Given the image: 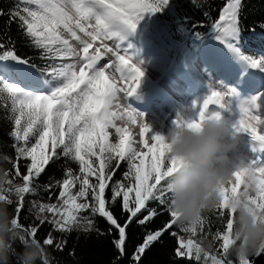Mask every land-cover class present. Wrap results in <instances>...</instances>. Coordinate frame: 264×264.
<instances>
[{
	"label": "snow or ice",
	"instance_id": "obj_1",
	"mask_svg": "<svg viewBox=\"0 0 264 264\" xmlns=\"http://www.w3.org/2000/svg\"><path fill=\"white\" fill-rule=\"evenodd\" d=\"M191 2L194 7L200 6L197 0ZM171 5L172 0H16L8 11L0 39L16 24L30 46L39 50V59L49 61L42 67L34 64L31 58L17 55L10 36L7 43L12 47L0 42V97L10 101L13 113L10 119L14 122L10 136L15 141L13 147L17 160H30L22 174L23 183L10 191V195L18 199L7 201L9 206L15 205L13 223L26 233L22 239L27 238L33 243L39 241L45 247L54 246L62 251L67 242L55 241L51 232L42 241L37 239L40 227L50 224L53 231L61 233L81 230L104 235L96 227L95 218L99 216L109 225L107 234L116 233L112 243L122 257L127 254L126 243L130 239L131 227L135 224L147 229V225L166 212L168 219L162 227L146 230L142 242L135 246L133 264H142L146 252L165 234L177 239V258L202 264H233L228 249L234 209L228 204L232 196L239 194V182L246 176L244 189L255 192L248 197L249 202L264 211V165L255 159L240 164L233 173V186L221 189L222 204L216 210L224 219L225 228L223 232L215 233L214 239L220 241L222 252L219 256L213 255L205 252L193 238L185 239L172 230L177 225V213L171 206L167 178L182 167V161L171 154V145L165 136L152 134L155 144L151 147L148 140L143 139L140 143L148 149L144 152L131 139L128 129L115 123L125 119L135 123L138 118L145 120L144 116L131 104L119 114L112 111L119 93L123 92L128 100L136 96L145 76L144 61L130 63L134 57L124 47V38L129 32L136 31L146 14L162 13ZM242 9L243 0H230L219 16L223 23L213 22L212 33L227 55L242 62L237 87L243 85L255 92L241 101L235 131L249 134L258 142V148L264 149V132L256 127L264 125V120L253 114L264 107V56L247 55L242 49L239 39ZM4 15L0 11V17ZM183 19L187 21L191 17L186 14ZM203 26L201 22H194L189 29L181 23V30L187 29L195 39L202 40L204 37L195 29ZM101 61L106 62L101 64ZM253 70L261 77L259 83ZM108 72H111V78L106 74ZM119 81L125 83L120 85ZM236 94L235 88L223 92L212 88L196 117L188 121L179 118L175 124L198 129L210 103L221 104L226 97ZM109 128L115 129L118 142H109ZM141 129V137L152 133L148 123H142ZM149 155L150 161L146 160ZM61 158L78 162V173L66 169L65 178L58 182L62 190L56 202H37L35 206L41 215L36 217V224L25 226L21 221L25 194H35L37 186L32 182L50 163ZM122 165H126V169L116 179ZM16 172L21 175L18 166ZM77 185L78 190L73 192ZM44 187L45 190L51 189V185ZM106 189L110 193L108 197ZM4 199L6 197L0 196V200ZM117 204L123 219L114 211ZM224 210H227V216ZM198 224L203 232L205 219L202 217ZM180 231L194 235L197 229L195 226L190 229L182 227ZM38 262L50 264L47 257ZM238 264L255 262L242 257Z\"/></svg>",
	"mask_w": 264,
	"mask_h": 264
},
{
	"label": "trees",
	"instance_id": "obj_2",
	"mask_svg": "<svg viewBox=\"0 0 264 264\" xmlns=\"http://www.w3.org/2000/svg\"><path fill=\"white\" fill-rule=\"evenodd\" d=\"M16 0H0V11L5 15L0 17V30L5 29V24L8 19V11L13 7ZM230 0H197L199 7H194L191 0H172L171 7L162 13L155 15L146 14L140 22L137 30L140 36L150 43L151 46L163 52L173 69H185L196 75V63L203 58L204 45L212 39H215L213 32V22H219V16L223 14V9L227 6ZM207 13V15H205ZM191 17L185 21V15ZM194 22H201L204 26L198 27L195 31H199L204 37L202 40L195 39L191 31L187 29L181 30V23H185L189 29ZM241 33L239 34L240 43L245 54L255 57L264 56V0H243V9L240 16ZM254 29V31H253ZM10 36L14 42V47L17 55L31 58L34 64L45 66L49 61L39 59V50L30 46L29 41L23 36L16 24L11 26L6 36H2L0 42H4L7 47L12 45L7 43V37ZM191 75V73H189ZM192 76V75H191ZM260 77V75H259ZM261 79V77H260ZM13 113L10 110V101H5L0 97V153H5L11 157V162L6 164L10 171L11 179L15 184L23 183L22 174L26 172V168L30 160L20 158L17 160L16 151L13 147L15 141L10 136L13 129V121L10 117ZM23 123V121H22ZM29 143H31V138ZM95 160V157H93ZM19 167L17 175L16 167ZM66 169H71L78 173V162L71 161L70 158H61L55 163H50L44 173L34 180L32 183L37 186L35 194H25L23 202L24 211L21 214V221L25 226L36 224V217L41 215L36 208V203H55L61 191L58 182H62L65 178ZM126 169V165H122L117 172L116 179H119L122 172ZM94 180V177L92 178ZM46 185H51L50 190H45ZM51 195V199H49ZM110 195L106 189V197ZM11 198L16 201L18 198L11 195ZM153 207H159L157 204H152ZM15 205L10 206L9 211L13 212ZM114 211L120 219L121 215L119 204L114 207ZM225 216L228 215L227 210ZM219 210H211L204 214L205 224L203 232L200 231V225L184 224L177 225L172 229L177 231L179 235L186 238H193L198 243L205 237L209 240H214V252L221 253L219 249L220 241L215 240L214 236L217 231H224L225 221L218 215ZM89 213H82L88 215ZM42 215L51 216L50 213ZM96 227L104 235H98L95 231L85 233L81 230H73L70 233H61L53 231L50 224H44L39 229L37 239L42 241L48 233L51 232L55 241H66L63 250H57L54 246L46 247L49 255L47 259L50 264H133L132 253L135 246L142 242L143 234L146 230H156L162 227L163 223L168 219V214L165 212L147 225V229L133 225L130 231V239L126 243L127 254L120 257L117 249L112 243L116 237L113 231L112 235H108L109 225L104 218L97 216ZM196 227L197 231L194 235L181 232L182 227ZM23 236L26 233L21 231ZM177 239L169 234H165L163 238L155 243L150 250L143 256L142 264H202L187 258H177L175 248ZM16 255H11V264H17V256L25 251L24 245L20 240H16L13 245ZM74 253V254H73ZM230 259L238 264V258L230 256ZM255 264H264V255L253 256L250 258ZM37 264L39 262L37 261Z\"/></svg>",
	"mask_w": 264,
	"mask_h": 264
},
{
	"label": "clouds",
	"instance_id": "obj_3",
	"mask_svg": "<svg viewBox=\"0 0 264 264\" xmlns=\"http://www.w3.org/2000/svg\"><path fill=\"white\" fill-rule=\"evenodd\" d=\"M164 136L171 145V154L182 161V167L167 178L172 209L177 213L178 223L196 225L206 212L221 206V189L231 183L237 167L245 163L243 159L237 163L232 158L239 146V137L228 118L212 111L206 113L200 128L175 124ZM8 162L11 157L0 153V196L6 197L0 200V264H11V255H16L13 247L16 240L25 247L17 256V264H37L49 253L39 241L22 239L19 226L13 223L15 217L7 201L12 199L10 191L20 184L12 181L6 167ZM254 193L245 188L232 196L228 204L234 209L228 254L238 259L264 253V211L249 202L248 197ZM214 243L205 237L199 246L211 253Z\"/></svg>",
	"mask_w": 264,
	"mask_h": 264
},
{
	"label": "rangeland",
	"instance_id": "obj_4",
	"mask_svg": "<svg viewBox=\"0 0 264 264\" xmlns=\"http://www.w3.org/2000/svg\"><path fill=\"white\" fill-rule=\"evenodd\" d=\"M108 43L111 45L112 41H108ZM124 47L128 49L129 55L134 57V60L130 63L144 61L142 67L145 70V76L136 96L130 97L128 100L123 92L119 93L118 99L113 102L112 111L119 114L124 108L128 107V104H131L144 116L145 120L141 121L138 118L135 123H129L126 119L116 120L115 122L117 126L128 129L131 139L139 144L144 152H147L148 149L143 148L142 143H140L143 139H147L149 147H151L155 144V141L151 139L152 134L166 135L181 116L186 118L196 117L199 107L202 106L204 99L210 94L212 88L221 92L235 88L237 93L235 96L226 97L218 105L210 103L205 111L206 113L209 111L219 112L232 122L233 131L240 141L237 150L232 154L234 161L238 163L243 159L245 163H248L250 160L255 159L264 165V149L258 148V142L254 141L249 134L237 133L234 128L239 119L241 101L248 99L255 92L243 85L237 87V77L242 62L227 55L219 41L212 39L204 45V57L196 63V75L185 69H173L167 56L145 41L137 29L135 32H129L124 38ZM105 62L101 61V64ZM253 72L257 83H259L261 81L259 73L256 70H253ZM106 74L111 78V72ZM116 75L119 76V73ZM119 83L123 85L125 81H119ZM179 101L183 103L179 105ZM253 114L259 115L264 120V107ZM142 123H148L152 133H147L144 137H141ZM256 127L258 131L264 132V125L258 124ZM108 132L109 142H118L119 137L116 135L115 129L109 128ZM146 160L150 161L151 155ZM239 183L238 193L244 190L246 176L241 177ZM232 186L230 183L226 187L230 189ZM78 187L79 185L72 191H77ZM211 254L220 255L214 251ZM233 264L236 263L233 262Z\"/></svg>",
	"mask_w": 264,
	"mask_h": 264
},
{
	"label": "bare ground",
	"instance_id": "obj_5",
	"mask_svg": "<svg viewBox=\"0 0 264 264\" xmlns=\"http://www.w3.org/2000/svg\"><path fill=\"white\" fill-rule=\"evenodd\" d=\"M178 103H179V105H181V103H183V102L179 101Z\"/></svg>",
	"mask_w": 264,
	"mask_h": 264
}]
</instances>
